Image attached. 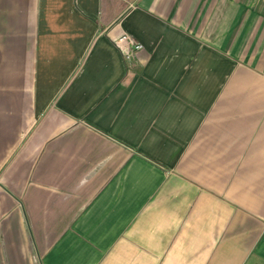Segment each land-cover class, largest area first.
Returning <instances> with one entry per match:
<instances>
[{"label":"crops","instance_id":"0c3cea01","mask_svg":"<svg viewBox=\"0 0 264 264\" xmlns=\"http://www.w3.org/2000/svg\"><path fill=\"white\" fill-rule=\"evenodd\" d=\"M0 264H264V0H0Z\"/></svg>","mask_w":264,"mask_h":264},{"label":"built area","instance_id":"2783aa9c","mask_svg":"<svg viewBox=\"0 0 264 264\" xmlns=\"http://www.w3.org/2000/svg\"><path fill=\"white\" fill-rule=\"evenodd\" d=\"M115 43L125 55L133 54L141 47L140 44L133 37L127 34L119 35L116 38Z\"/></svg>","mask_w":264,"mask_h":264}]
</instances>
